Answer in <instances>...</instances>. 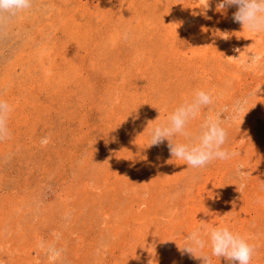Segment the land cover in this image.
<instances>
[{
	"label": "rangeland",
	"instance_id": "rangeland-1",
	"mask_svg": "<svg viewBox=\"0 0 264 264\" xmlns=\"http://www.w3.org/2000/svg\"><path fill=\"white\" fill-rule=\"evenodd\" d=\"M219 2L33 0L0 22L11 109L0 264H202L180 250L201 221L202 235L227 227L254 246L250 264H264V32ZM197 89L213 104L187 130L220 113L224 148L237 152L202 168L172 157L167 140L149 147L151 128Z\"/></svg>",
	"mask_w": 264,
	"mask_h": 264
},
{
	"label": "clouds",
	"instance_id": "clouds-1",
	"mask_svg": "<svg viewBox=\"0 0 264 264\" xmlns=\"http://www.w3.org/2000/svg\"><path fill=\"white\" fill-rule=\"evenodd\" d=\"M33 0H0V22L12 19L19 13L30 10ZM237 6L233 19L251 32H264V0H220L217 4V11L224 10L226 6ZM208 7V2L207 6ZM227 37V33H225ZM231 58V57H229ZM258 56L249 57V62L259 60ZM257 95V91L253 93ZM247 98L238 101L232 106V112L238 114L243 110ZM213 104V97L202 89L193 92L190 100L179 104L168 116L166 121L154 125L150 130L149 147L168 141V147L172 157L185 162L187 167L202 168L214 160H227L237 155L235 151L224 148L227 139V132L222 126L221 114L215 117L208 116L200 124L199 132L193 134L187 130V125L194 120L202 108ZM7 102L0 100V141L9 135L6 120L10 112ZM177 135L183 136L186 142L174 143ZM42 144H47L48 139L44 138ZM238 178H243L246 172L238 167L235 170ZM264 183V182H262ZM245 187L240 184V189ZM258 203L264 201H257ZM207 223L200 222L201 227L185 236V243L180 247L182 253H188L202 261V264H211V258L202 253L207 246L212 256L223 257L230 264H250L254 254V246L241 237L234 234L227 227H212L202 235V229ZM205 236L207 239H205ZM200 252V255L195 253ZM51 259L56 260L60 255L58 251L50 250Z\"/></svg>",
	"mask_w": 264,
	"mask_h": 264
}]
</instances>
